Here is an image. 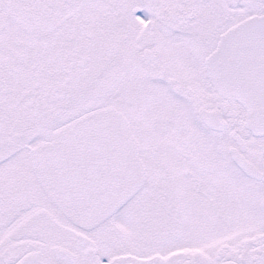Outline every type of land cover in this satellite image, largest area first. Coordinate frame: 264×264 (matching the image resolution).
I'll use <instances>...</instances> for the list:
<instances>
[{
    "label": "snow or ice",
    "instance_id": "6c2138e0",
    "mask_svg": "<svg viewBox=\"0 0 264 264\" xmlns=\"http://www.w3.org/2000/svg\"><path fill=\"white\" fill-rule=\"evenodd\" d=\"M0 264H264V0H0Z\"/></svg>",
    "mask_w": 264,
    "mask_h": 264
}]
</instances>
